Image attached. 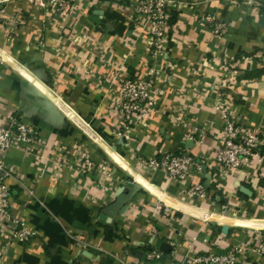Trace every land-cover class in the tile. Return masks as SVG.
<instances>
[{
	"label": "crops",
	"instance_id": "crops-1",
	"mask_svg": "<svg viewBox=\"0 0 264 264\" xmlns=\"http://www.w3.org/2000/svg\"><path fill=\"white\" fill-rule=\"evenodd\" d=\"M135 1L76 0L65 14L0 3L2 121L16 115L38 135L5 156L12 213L38 236L11 239L0 218V264H140L141 248L161 253L145 264H186L190 252L264 236V156L218 181L212 158L225 109L264 136V0H173L167 48L156 57ZM208 16L228 34L213 36ZM151 66L160 71L157 104L144 126L119 134L120 77ZM158 151L208 157L192 180L211 197L187 199V183L140 167ZM84 158L94 169L83 171ZM237 264H264V255Z\"/></svg>",
	"mask_w": 264,
	"mask_h": 264
},
{
	"label": "built area",
	"instance_id": "built-area-1",
	"mask_svg": "<svg viewBox=\"0 0 264 264\" xmlns=\"http://www.w3.org/2000/svg\"><path fill=\"white\" fill-rule=\"evenodd\" d=\"M8 0H0V3ZM35 4L50 7L60 14H65L72 8L76 0H29ZM125 2L126 0H114ZM173 0H136L133 7L137 16L146 20L148 32L152 41V55L159 56L167 48L169 32L171 29L170 12ZM212 24V35L222 37L228 34L229 26L225 21L216 20L212 16L207 17ZM159 70L151 66L140 77H120V87L117 91L115 110L123 120L121 126H116L119 134H128L135 126H144L153 112L161 94L159 89L154 88L158 80ZM224 142L215 150L213 161L217 164L218 172L215 179L218 181L227 175H236L252 164V158H261L259 147L264 142V136L260 130H252L238 122L233 117H228L227 110H223ZM38 135L35 128L16 115H9L2 121L0 110V218L7 226V233L11 239L21 242H29L38 236V232L29 228L26 222L12 213L11 192L7 185V179L15 177L14 171L5 163V156L14 147L35 144ZM27 149V147H26ZM208 157H195L194 155L178 151H158L151 157L141 159L140 167L151 171H162L168 178L188 184L185 197L193 200L196 198L208 199L211 196L201 182L192 180L193 172H201L208 164ZM95 162L84 158L83 171L92 170ZM101 165L100 169L105 170ZM76 241L85 243L81 236ZM243 255L263 256L264 236L255 235V241L250 244H235L225 252H190L186 255V264H237ZM161 253L151 249L145 253L140 264L148 261L159 260ZM122 259V258H121ZM123 260V259H122ZM124 264H128L123 261Z\"/></svg>",
	"mask_w": 264,
	"mask_h": 264
},
{
	"label": "trees",
	"instance_id": "trees-1",
	"mask_svg": "<svg viewBox=\"0 0 264 264\" xmlns=\"http://www.w3.org/2000/svg\"><path fill=\"white\" fill-rule=\"evenodd\" d=\"M171 17V16H170ZM173 20V19H172ZM170 21V20H169ZM171 24V23H170ZM213 187V185H211V188ZM142 249V252L144 253H142V252H140L141 254H143L144 256H145V253L147 252V251H150V249H146V248H141ZM140 249V250H141ZM137 255H139L140 256V254L139 253H136Z\"/></svg>",
	"mask_w": 264,
	"mask_h": 264
},
{
	"label": "water",
	"instance_id": "water-1",
	"mask_svg": "<svg viewBox=\"0 0 264 264\" xmlns=\"http://www.w3.org/2000/svg\"><path fill=\"white\" fill-rule=\"evenodd\" d=\"M205 169H206V168H205ZM208 178H210V176H208ZM241 190H242L243 192L250 193V190L247 189V188H245V187H242ZM225 229H226V227H225Z\"/></svg>",
	"mask_w": 264,
	"mask_h": 264
}]
</instances>
